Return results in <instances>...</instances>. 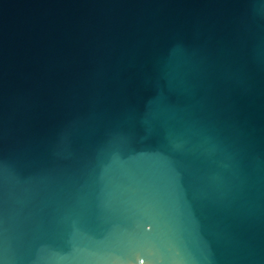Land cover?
Segmentation results:
<instances>
[{"label":"water","instance_id":"obj_1","mask_svg":"<svg viewBox=\"0 0 264 264\" xmlns=\"http://www.w3.org/2000/svg\"><path fill=\"white\" fill-rule=\"evenodd\" d=\"M0 264H264V0H0Z\"/></svg>","mask_w":264,"mask_h":264}]
</instances>
